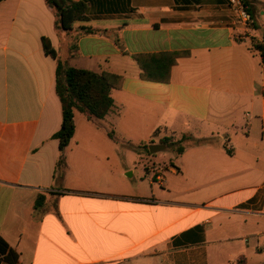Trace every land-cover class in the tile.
Returning <instances> with one entry per match:
<instances>
[{"label": "crops", "instance_id": "obj_1", "mask_svg": "<svg viewBox=\"0 0 264 264\" xmlns=\"http://www.w3.org/2000/svg\"><path fill=\"white\" fill-rule=\"evenodd\" d=\"M84 1L88 20L59 33L46 0H0V239L18 264H264V61L251 43L264 0L248 29L231 0ZM42 38L72 67L124 78L96 133L75 129L61 171L57 59ZM172 52L189 55L168 82L140 78L134 55H158L164 71ZM104 125L122 141L181 128L199 142L147 171V195L125 191Z\"/></svg>", "mask_w": 264, "mask_h": 264}, {"label": "trees", "instance_id": "obj_2", "mask_svg": "<svg viewBox=\"0 0 264 264\" xmlns=\"http://www.w3.org/2000/svg\"><path fill=\"white\" fill-rule=\"evenodd\" d=\"M46 3L55 13V28L59 33L69 32L73 29L75 23L88 20L87 3L84 0H46ZM242 3L252 17L259 9V3L256 0H242ZM255 28H257L256 25ZM84 32L91 34L95 30L86 29ZM251 43L253 49L260 54L264 61V37L261 41L252 38ZM42 44L45 54L57 59L55 92L61 102L62 124L60 130L54 135V138L58 140L61 151L58 163L59 170L61 171L65 166L64 152L75 135V111L86 115L89 119H104L114 107L112 91L113 89H121L124 78L106 71L95 72L72 67L67 61L58 57L49 39L42 38ZM161 55L168 58L166 59L167 63L164 71L162 62L157 63L152 60L154 56L157 57L158 55H134V59L141 69V79L168 82L171 67L177 64L178 58L188 56L189 52H172ZM185 140L190 141L192 137L183 136L177 142L173 141L171 137H164L160 143L171 148L176 155H180L184 152L185 146H177V144ZM44 201L45 196H39L35 202V209L42 207ZM19 258V254L5 240L0 239V264H18ZM237 263L246 264V260L244 257H241Z\"/></svg>", "mask_w": 264, "mask_h": 264}, {"label": "rangeland", "instance_id": "obj_3", "mask_svg": "<svg viewBox=\"0 0 264 264\" xmlns=\"http://www.w3.org/2000/svg\"><path fill=\"white\" fill-rule=\"evenodd\" d=\"M89 118L82 114L76 113L75 116V126L77 128V136L78 137H86L91 134H95V124H104L101 123L99 119L92 118L90 119L91 122L88 121ZM100 134L104 135L105 133L108 134L112 139H114L122 148V156L117 155V158H113L112 166H117L118 168H122L124 171V189L128 191L130 188L135 191L133 186L137 183L140 187V192L149 195L151 193L152 186L157 188L158 185L153 183L150 178V175L147 171L151 169H155L158 167L160 170H164L167 166L170 165V162H174L175 164L180 161L176 154H174L171 148H165V150L158 151L156 153H151L149 147L151 145L159 144L158 138L155 136H151V143L152 144H144L145 142H140L137 138L124 139L123 141L120 140L121 137L119 133L116 136V133H113L111 129L108 128L107 125H104L103 128L100 130ZM183 130L181 128H176L175 133H170V136H173L175 142L180 141L182 136ZM112 135V136H111ZM117 137V138H116ZM198 139V138H197ZM196 138L192 137V140H185L177 144V146H185V145H192L197 140ZM120 140V141H119ZM194 140V141H193ZM143 141V140H142ZM164 145V144H159ZM195 145V144H194ZM111 160V159H109ZM186 161V160H185ZM87 165L89 166H98L97 164H92V162H88ZM129 173V174H128ZM133 173V174H132ZM161 174V173H158ZM257 244V240L255 238L251 239L250 247L253 249ZM264 246V241L262 242ZM264 259V256L263 258ZM250 264H252V260H248Z\"/></svg>", "mask_w": 264, "mask_h": 264}, {"label": "built area", "instance_id": "obj_4", "mask_svg": "<svg viewBox=\"0 0 264 264\" xmlns=\"http://www.w3.org/2000/svg\"><path fill=\"white\" fill-rule=\"evenodd\" d=\"M231 2L238 8V21L241 23L242 27L244 29L250 28L252 24L251 15L244 8L242 0H231ZM240 36L239 34V37Z\"/></svg>", "mask_w": 264, "mask_h": 264}, {"label": "water", "instance_id": "obj_5", "mask_svg": "<svg viewBox=\"0 0 264 264\" xmlns=\"http://www.w3.org/2000/svg\"><path fill=\"white\" fill-rule=\"evenodd\" d=\"M165 148H166L165 145H159V144H157V145H151L149 147V150H150L151 153H156L158 151L164 150Z\"/></svg>", "mask_w": 264, "mask_h": 264}]
</instances>
